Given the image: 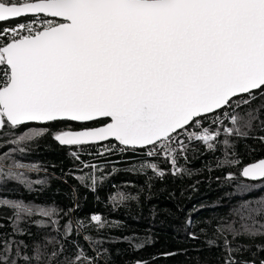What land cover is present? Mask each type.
<instances>
[{"label": "snow or ice", "instance_id": "1", "mask_svg": "<svg viewBox=\"0 0 264 264\" xmlns=\"http://www.w3.org/2000/svg\"><path fill=\"white\" fill-rule=\"evenodd\" d=\"M257 100L261 103L252 107ZM262 110L264 0H0V149L14 146L0 153V179L29 190L33 183L44 184L29 178V172L39 170L37 165L15 161L13 154L24 153L30 143L49 134L62 147L75 146L69 154L84 168L96 170L98 165L81 161L79 149L109 141L100 144L98 156L141 151L167 161L174 176L190 174L179 165L187 160L188 142L200 141L215 151L221 132L249 136ZM102 118L107 122L99 127L51 129L55 122ZM205 121L210 127H202ZM225 121L232 126H224ZM259 123L264 129V120ZM258 139L264 141V136ZM138 170H151L158 178L166 175L151 160ZM241 175L264 179V158L244 166ZM91 180L94 186V174ZM0 208L11 209L14 225L10 233L0 232V264H98L107 256V249L99 247L104 241L91 236L84 239L93 255L79 244L66 254L63 241L73 232L71 220L63 225L62 239L45 237L31 245L15 239L31 235L19 223L33 216L42 217L33 221L38 228L52 226L60 232L61 211L56 208L7 198H0ZM237 215L239 227L216 229L223 264H264V243H254L264 240V224L259 223L264 201L255 208L250 202L242 204ZM89 223L97 231L120 226L99 214L91 215ZM87 227L82 221L77 224ZM123 239L134 249L151 242ZM217 239L207 244L215 246ZM241 239L250 243H236Z\"/></svg>", "mask_w": 264, "mask_h": 264}, {"label": "trees", "instance_id": "2", "mask_svg": "<svg viewBox=\"0 0 264 264\" xmlns=\"http://www.w3.org/2000/svg\"><path fill=\"white\" fill-rule=\"evenodd\" d=\"M260 103V100L254 101L252 107ZM260 120H264V110L259 113V120L253 121V128L247 137L221 132L215 142V151L209 150L203 142H188L187 160L181 159L179 165L188 169L190 174L182 176L170 174V166L164 159L149 158L141 151L121 153L114 150L111 154L98 156L97 152L103 151L100 144H108L109 141L79 149L81 161L98 165L96 170L84 168L69 154L71 150H76L75 146L71 149L62 147L50 134L37 138L24 153H14L13 159L37 165L39 170L29 172V178L32 181L44 180L45 183H33L32 190H29L16 181L0 179V198L60 210V232L54 231L52 226L38 228L33 221L42 217L33 216L19 223V227L31 235H17L15 239L28 245L45 237L62 239L63 225L71 220L73 232L63 241L68 250L66 254L74 252L73 245L79 244L88 255H93V248L84 239L91 236L93 240H103L99 247L107 249V256L102 257L98 264H105V261L107 264H135L137 260L147 261L148 264H223V244L222 239H217V227L228 224L239 227L242 223L237 215L240 206L250 202V207L255 208L264 201V179L248 181L240 174L243 166L264 158V141L258 139L264 136ZM104 122L107 119L85 124L60 121L52 124L51 129L79 130L100 126ZM203 125L210 127L207 121ZM32 126L40 125L32 123ZM224 126L232 125L225 121ZM215 127L211 126L212 130ZM224 139L229 141L228 146L223 144ZM111 143L118 144L115 141ZM10 147L14 146L6 145L0 153ZM146 160L157 163L166 175L158 178L151 170L139 171L138 166ZM225 160L238 163H225ZM93 174L96 177L94 186L91 180ZM80 176L85 179L81 181L77 178ZM69 209L72 211L69 212ZM93 214L118 222L120 226L97 231L89 223ZM11 215V209L0 208V224L4 225L0 232H11L14 227L9 219ZM81 221L88 227L77 228ZM259 223L264 224V219H260ZM189 233H195L199 238L191 239ZM125 236H134L133 243L149 239L151 242L145 243L141 249H134L123 239ZM208 239H217V245L209 246ZM236 243L250 241L241 239ZM254 243H264V240L257 239ZM168 252L177 255H163ZM260 255L264 257V253ZM244 258H248L247 253Z\"/></svg>", "mask_w": 264, "mask_h": 264}, {"label": "water", "instance_id": "3", "mask_svg": "<svg viewBox=\"0 0 264 264\" xmlns=\"http://www.w3.org/2000/svg\"><path fill=\"white\" fill-rule=\"evenodd\" d=\"M56 19H60V18H56ZM102 119H107V118H102ZM71 122H74V121H71ZM90 122H94V121H90ZM90 122H74V123H78V124H85V123H90ZM32 123H35L36 124V122H32ZM101 126V125H100ZM95 127H99V126H95ZM110 141H115L114 140V138H110ZM104 142H106V141H104ZM104 142H99V143H97V144H100V143H104ZM116 142V141H115ZM118 143V142H117ZM260 160V159H259ZM258 161V160H257ZM254 162H256V161H254ZM251 163H253V162H251ZM251 163H249V164H251ZM249 164H246V165H249ZM245 165V166H246ZM244 167V166H243ZM243 167H242V169H243ZM242 169H241V172H242ZM241 172H240V174H241ZM241 177L243 178V179H245V180H248V181H259V180H262V179H257V180H252V179H250L249 177H244V176H242L241 175Z\"/></svg>", "mask_w": 264, "mask_h": 264}, {"label": "rangeland", "instance_id": "4", "mask_svg": "<svg viewBox=\"0 0 264 264\" xmlns=\"http://www.w3.org/2000/svg\"><path fill=\"white\" fill-rule=\"evenodd\" d=\"M202 127H205V126H202Z\"/></svg>", "mask_w": 264, "mask_h": 264}, {"label": "built area", "instance_id": "5", "mask_svg": "<svg viewBox=\"0 0 264 264\" xmlns=\"http://www.w3.org/2000/svg\"><path fill=\"white\" fill-rule=\"evenodd\" d=\"M202 126H204V125H202Z\"/></svg>", "mask_w": 264, "mask_h": 264}]
</instances>
